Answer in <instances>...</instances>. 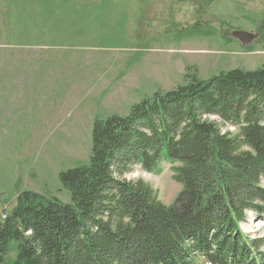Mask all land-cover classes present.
<instances>
[{
    "label": "trees",
    "instance_id": "1",
    "mask_svg": "<svg viewBox=\"0 0 264 264\" xmlns=\"http://www.w3.org/2000/svg\"><path fill=\"white\" fill-rule=\"evenodd\" d=\"M187 80L95 117L88 162L58 173L69 202L22 190L0 215V264H264L243 228L264 219V65ZM164 163L170 205L127 177Z\"/></svg>",
    "mask_w": 264,
    "mask_h": 264
},
{
    "label": "rangeland",
    "instance_id": "2",
    "mask_svg": "<svg viewBox=\"0 0 264 264\" xmlns=\"http://www.w3.org/2000/svg\"><path fill=\"white\" fill-rule=\"evenodd\" d=\"M263 65L264 0H0V215L22 190L69 202L58 173L88 162L95 117L125 116L191 75ZM174 165L127 177L170 205ZM247 218L264 237V219Z\"/></svg>",
    "mask_w": 264,
    "mask_h": 264
},
{
    "label": "water",
    "instance_id": "3",
    "mask_svg": "<svg viewBox=\"0 0 264 264\" xmlns=\"http://www.w3.org/2000/svg\"><path fill=\"white\" fill-rule=\"evenodd\" d=\"M258 34L250 33L242 30H236L232 33L231 38H237L240 42L250 41L253 38L257 37Z\"/></svg>",
    "mask_w": 264,
    "mask_h": 264
},
{
    "label": "built area",
    "instance_id": "4",
    "mask_svg": "<svg viewBox=\"0 0 264 264\" xmlns=\"http://www.w3.org/2000/svg\"><path fill=\"white\" fill-rule=\"evenodd\" d=\"M4 217H5V214L2 215V218H4Z\"/></svg>",
    "mask_w": 264,
    "mask_h": 264
},
{
    "label": "crops",
    "instance_id": "5",
    "mask_svg": "<svg viewBox=\"0 0 264 264\" xmlns=\"http://www.w3.org/2000/svg\"><path fill=\"white\" fill-rule=\"evenodd\" d=\"M27 73H28V70H27ZM22 77V80L21 81H23V76H21Z\"/></svg>",
    "mask_w": 264,
    "mask_h": 264
}]
</instances>
